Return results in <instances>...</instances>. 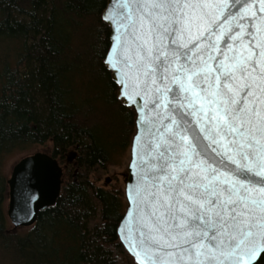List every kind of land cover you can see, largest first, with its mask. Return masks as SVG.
I'll use <instances>...</instances> for the list:
<instances>
[{
    "label": "snow or ice",
    "instance_id": "6c2138e0",
    "mask_svg": "<svg viewBox=\"0 0 264 264\" xmlns=\"http://www.w3.org/2000/svg\"><path fill=\"white\" fill-rule=\"evenodd\" d=\"M117 7L119 19L106 13L118 33L109 62L141 126L130 247L140 264H255L264 253V0Z\"/></svg>",
    "mask_w": 264,
    "mask_h": 264
},
{
    "label": "trees",
    "instance_id": "16d2710c",
    "mask_svg": "<svg viewBox=\"0 0 264 264\" xmlns=\"http://www.w3.org/2000/svg\"><path fill=\"white\" fill-rule=\"evenodd\" d=\"M106 2L0 0V160L46 143L61 165L75 152L56 202L29 227L12 228L0 171V252L9 264H137L117 235L124 181L103 187L90 175L120 165L135 132V111L103 61Z\"/></svg>",
    "mask_w": 264,
    "mask_h": 264
},
{
    "label": "water",
    "instance_id": "95a60500",
    "mask_svg": "<svg viewBox=\"0 0 264 264\" xmlns=\"http://www.w3.org/2000/svg\"><path fill=\"white\" fill-rule=\"evenodd\" d=\"M117 4L118 0H107L101 12L102 20L110 28V44L103 61L111 71L113 81L119 87L118 98L124 105L133 107L136 115L135 132L130 142L127 171L123 178L127 205L117 226V235L126 251L133 257L137 264H140L135 254V249L130 247V244L133 239L139 240L138 208L132 199V190L137 186L140 179L137 174L138 169L133 161L135 160L134 137L141 134V126L139 123V109L134 104H130L127 98L121 95L122 87L119 83V74L115 72L109 62L114 55L118 33L115 23L112 22L111 17L106 18V13L111 9L115 18L119 19L125 9L117 7ZM106 57L108 58L107 60L105 59ZM138 103L142 104L143 100H138ZM147 127L148 125L145 124V130H147ZM145 139L147 140V136H145ZM203 147V144H201L202 150ZM209 155L211 157V153ZM74 157L75 152L70 151L66 156V163L61 165L48 151L36 150L22 156L13 164L9 176L6 178L8 186L6 215L13 229L33 225L38 213L56 202L63 182V170L66 168L67 163H70ZM250 179L255 182L258 178L251 176ZM262 254L258 256L257 261Z\"/></svg>",
    "mask_w": 264,
    "mask_h": 264
},
{
    "label": "rangeland",
    "instance_id": "374dc122",
    "mask_svg": "<svg viewBox=\"0 0 264 264\" xmlns=\"http://www.w3.org/2000/svg\"><path fill=\"white\" fill-rule=\"evenodd\" d=\"M2 70V60H0V71ZM49 143H46L43 146H36L30 151H11L4 154L0 160V171L8 177L11 171L13 164L22 156L31 153L36 150L49 151ZM129 160V152L127 151L126 155L123 158V162L120 165H109L106 169H97L94 172H91L90 175L96 180L97 183L103 187L110 185L111 183L122 184L124 174L127 171V163ZM7 205V199L5 202V207ZM0 264H9L8 257L0 252Z\"/></svg>",
    "mask_w": 264,
    "mask_h": 264
}]
</instances>
